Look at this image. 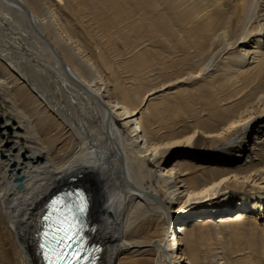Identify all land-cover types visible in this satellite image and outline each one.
<instances>
[{"label":"bare ground","instance_id":"6f19581e","mask_svg":"<svg viewBox=\"0 0 264 264\" xmlns=\"http://www.w3.org/2000/svg\"><path fill=\"white\" fill-rule=\"evenodd\" d=\"M0 61L24 108L0 160V264H44L63 188L89 195L100 264H264L263 0H0ZM225 229L260 233L244 261L211 247Z\"/></svg>","mask_w":264,"mask_h":264},{"label":"rangeland","instance_id":"374dc122","mask_svg":"<svg viewBox=\"0 0 264 264\" xmlns=\"http://www.w3.org/2000/svg\"><path fill=\"white\" fill-rule=\"evenodd\" d=\"M263 2H264V0H263ZM132 39L133 38H131L129 40H132ZM120 42H122L124 44L126 42V40L120 39ZM123 44H118V43L115 44V42L110 43V46H112L113 49L110 50V52L112 51V54H109L110 56L107 55V58L111 62L116 61V60H121L122 58H123V60L127 58V55H124L125 53L123 52V49H125L127 47L124 46ZM122 45H123V47H122L123 49L120 47ZM110 46H109V49H110ZM115 58H117V59H115ZM31 63L33 65H39L40 68H34V70H36V71L38 69L43 71V69H44L43 67H45L46 71L48 70V66L46 64H44L43 59H40L39 61L33 60ZM5 68L6 67L0 61V73H3V75H8V72L5 71L6 70ZM29 68H30V66H28V68H25V70L27 69L26 71H28ZM30 69H29V71H30ZM8 91L9 90H6V89H0V142L3 141L2 145H0V160H4L6 158V155L9 153L10 150H12V151L16 150V148H19L21 146V143H22V138L21 137H19V138L14 137L12 129L10 127H8V125L9 124H14V125L16 124V122L18 121L17 117L18 118H19V116L21 117V113H22L21 111L24 112V110H23L24 108L22 106V103L15 107V105H14L15 103L13 102V99L11 97V93H9ZM10 99H12V100H10ZM14 108H16V109H14ZM17 109H18V111H17ZM13 111H14V113H13ZM16 114H18V116ZM5 126H7V127H5ZM19 141H20V143H19ZM58 148H59V150L57 149L56 153H60V154H57V155L62 156L64 153H66V150H65L63 145H62V147H61V145H59ZM171 150L177 151V148L171 149ZM204 150H211V149L205 148ZM62 151H64V152H62ZM61 152H62V154H61ZM190 152L193 153L192 155H197V156L201 155V153L198 152L197 150H195V151L193 150ZM172 160H173V158H171V161ZM19 185H21V184L18 183L16 185L17 190L20 189L18 187ZM225 194L231 195L232 192H226ZM248 195H254V194L250 193ZM193 206H196V205H193ZM172 210H173L172 208L169 209L170 212ZM257 234L260 235V233L258 231H251V230H246V231H241L238 229L221 230L220 234H219V239L218 240L213 239L211 247L214 248L216 250V252H218L221 256L223 255L225 258H227V260H229V259L234 260V258H235V260L242 259L244 261L245 258L248 256V247H250L249 244H250V241L252 240V236L257 235ZM261 247L263 248L264 245H261V246L259 245V247L257 249L261 250ZM244 253L246 255L244 256V258H242V255H244ZM205 256H206V254H205ZM207 264H209V263H207Z\"/></svg>","mask_w":264,"mask_h":264},{"label":"snow or ice","instance_id":"6c2138e0","mask_svg":"<svg viewBox=\"0 0 264 264\" xmlns=\"http://www.w3.org/2000/svg\"><path fill=\"white\" fill-rule=\"evenodd\" d=\"M77 195L82 196L83 193H77ZM56 201H53V205ZM68 207V205H65ZM71 212L72 209L70 208ZM80 214L85 211V206L83 202L77 209ZM45 219H48L46 216ZM78 221V216L75 214H66L64 218L59 222V227L57 229L59 235L56 239L57 248L49 249L46 244H41L40 248L43 252V258L47 264H80L82 256L78 250H76V237L79 235V230L76 227ZM47 236V233H45Z\"/></svg>","mask_w":264,"mask_h":264},{"label":"water","instance_id":"95a60500","mask_svg":"<svg viewBox=\"0 0 264 264\" xmlns=\"http://www.w3.org/2000/svg\"><path fill=\"white\" fill-rule=\"evenodd\" d=\"M20 180V179H19ZM19 188H21V185L18 186Z\"/></svg>","mask_w":264,"mask_h":264}]
</instances>
